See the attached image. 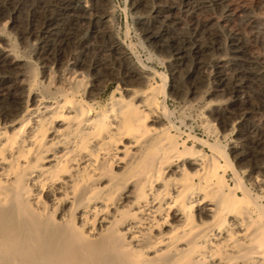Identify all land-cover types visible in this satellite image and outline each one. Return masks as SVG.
<instances>
[{"label": "bare ground", "instance_id": "obj_1", "mask_svg": "<svg viewBox=\"0 0 264 264\" xmlns=\"http://www.w3.org/2000/svg\"><path fill=\"white\" fill-rule=\"evenodd\" d=\"M124 5L0 0V264H264V0Z\"/></svg>", "mask_w": 264, "mask_h": 264}, {"label": "rangeland", "instance_id": "obj_2", "mask_svg": "<svg viewBox=\"0 0 264 264\" xmlns=\"http://www.w3.org/2000/svg\"><path fill=\"white\" fill-rule=\"evenodd\" d=\"M114 3H115L114 28L117 31V34L119 35L120 39L123 40V39H125V32L128 31L127 32L128 39L134 43V47L139 49L142 53V57L145 58L147 56V54H146V52L142 51L140 48V38H139L138 34L136 33V31L134 30L133 25L131 23V15L127 14V9L124 5L125 0H114ZM151 60H152L151 62L153 64L158 65L161 69L163 68L162 65L157 64L155 59H151ZM113 85H114V82H111L110 85L108 86V88L106 89V92H104L103 97H105L107 95L108 91L111 89V87ZM169 107L176 115L179 114L178 103L170 102Z\"/></svg>", "mask_w": 264, "mask_h": 264}]
</instances>
